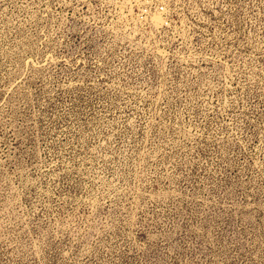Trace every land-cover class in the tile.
Here are the masks:
<instances>
[{"label":"rangeland","instance_id":"374dc122","mask_svg":"<svg viewBox=\"0 0 264 264\" xmlns=\"http://www.w3.org/2000/svg\"><path fill=\"white\" fill-rule=\"evenodd\" d=\"M0 264H264V0H0Z\"/></svg>","mask_w":264,"mask_h":264},{"label":"built area","instance_id":"2783aa9c","mask_svg":"<svg viewBox=\"0 0 264 264\" xmlns=\"http://www.w3.org/2000/svg\"><path fill=\"white\" fill-rule=\"evenodd\" d=\"M160 11H161L162 13H164V11H165L164 6H161V7H160Z\"/></svg>","mask_w":264,"mask_h":264}]
</instances>
